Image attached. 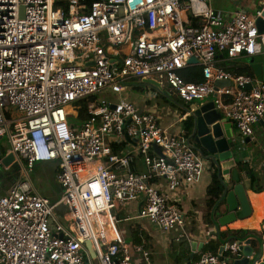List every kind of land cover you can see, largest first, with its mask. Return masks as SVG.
Instances as JSON below:
<instances>
[{"label":"built area","instance_id":"1","mask_svg":"<svg viewBox=\"0 0 264 264\" xmlns=\"http://www.w3.org/2000/svg\"><path fill=\"white\" fill-rule=\"evenodd\" d=\"M56 2L0 0V167L12 155L11 163L22 168L0 196V264H151L144 247L121 237L113 210L139 202L136 219L167 233L183 218L172 192L196 183L211 161L153 114L100 95L119 96L143 80L158 82L160 89L142 84L166 101L161 82L186 105L215 95V110L240 140L251 138L264 118V83L220 64L264 54V29L256 25L264 22V0H256L252 14L238 10L229 20L208 0ZM188 67L201 69L200 83L183 79ZM218 81L230 86L215 89ZM88 98L97 106L90 104L76 127L68 108ZM181 119L187 120V109ZM127 140H134L133 152L119 154L115 145ZM135 157L146 173L131 171ZM49 162L57 164L63 191L55 202L30 178L35 164ZM156 179L166 191L153 186ZM59 205L62 219L54 213ZM223 252L204 253L192 264H232L241 243H225Z\"/></svg>","mask_w":264,"mask_h":264},{"label":"crops","instance_id":"2","mask_svg":"<svg viewBox=\"0 0 264 264\" xmlns=\"http://www.w3.org/2000/svg\"><path fill=\"white\" fill-rule=\"evenodd\" d=\"M208 3L212 7V9L217 12L219 17H221L223 20H229L238 10H242L247 14H252L255 9L256 0H208ZM247 61V58H243L239 61L234 62H221L220 66L227 72H230L229 70H233L234 68L246 69ZM145 89L146 88L144 87V85H142L141 88H138L136 85H134L132 87L129 86L125 88L123 92L119 94V96H113L112 94L107 92H104L102 94L106 96L104 100L107 101H111L108 99L110 96H113L115 99H125L133 104L142 113L155 115V112L158 109L164 111L165 109L163 107H160L159 103L156 101V99L158 98L162 99L164 102H168L163 98L155 95L145 98L129 93L130 90L141 93ZM212 100L208 102H213ZM208 102L201 101L199 103H192V105L190 106L187 105V118L194 104L204 105ZM179 112H181L179 117H175L174 115L170 116L162 114L163 116L161 115V117L158 118L160 126L164 128L169 134L175 136H181L182 122H184L181 119L184 109ZM231 131L233 134L238 135L234 125H232ZM244 139L245 138H243L242 140ZM134 145V140H127L125 142H118L115 145V148L117 149L119 154H126L128 152H133ZM234 162H240L243 165H246L247 169L254 174V177L256 179V186L261 187L263 190V192L261 193H253L252 191H250L248 188L249 181L246 175L239 173L241 183L245 188L249 204L252 208L250 218L244 221H237L225 228L217 226V222L214 221L215 211L216 214H219L217 218H219V216L227 214V212L225 209V204L220 205L219 209L217 210L216 208L206 207V189L211 181V174L209 171L211 164L209 163L207 169H205L202 176L196 183L190 186H181L171 194V197L178 204L183 216L182 222L179 226H177V228L167 233H162L147 220L136 219V216L138 214L139 202H131L124 207L122 206L118 209H115V212H117V214L119 215H117L118 217L114 216V218L116 219L115 227L117 231L128 244H133L128 240L130 229L135 225L140 227L142 229V233L144 234L143 237H145L147 240V247L138 244L134 245L142 246L149 252L151 264H192L196 262L202 254L207 252L216 253L223 256V245L225 243H219L217 238V232L219 230L217 227H219L220 230H225L226 228H228L232 231H243L244 235H248L249 233L254 232L256 235L253 234L255 236L251 235L250 238H258L260 241V246L264 245V118L253 126V135L251 139L242 144V148L234 157ZM3 167L21 168L19 164L12 163ZM36 168L49 169L45 177V179L48 180L47 183L40 184V182L37 181V183L34 184L36 185L38 191L44 197L48 198L51 202H55L63 194L62 189L55 180V173L57 168L55 162L39 163ZM131 171L137 174L146 173V168L140 157H135L133 159V162L131 164ZM33 172L34 171H32L31 173ZM116 172L120 175L124 174L123 170H117ZM223 181L227 183L228 188L233 185L230 182V176L228 175L223 176ZM14 182L16 181H13L12 184ZM152 184L158 190H161L163 192L166 191L165 183L162 179H156L152 182ZM7 191L8 189L2 191L0 193V196L4 195ZM205 216L206 218L208 216L211 219V222L214 223L209 224L208 218L205 219ZM118 223H127L128 226L126 227V229L121 227L118 228ZM193 243L196 244L194 251H192ZM221 247L222 251L219 252V249ZM263 252V249L262 253L258 252L260 254L258 264L262 260ZM191 255L193 256L192 258ZM249 257L251 260L254 255L244 256L243 252L241 251L239 256H234L232 258V264H238Z\"/></svg>","mask_w":264,"mask_h":264},{"label":"water","instance_id":"3","mask_svg":"<svg viewBox=\"0 0 264 264\" xmlns=\"http://www.w3.org/2000/svg\"><path fill=\"white\" fill-rule=\"evenodd\" d=\"M256 25L258 31L262 32L264 29V22L262 20H257ZM189 63L197 65V60L191 58ZM247 68L253 78L264 83V54L248 58ZM142 83L160 89V84L158 82L143 80ZM229 86V81H218L215 84V89ZM245 89L248 90L249 86H246ZM215 97L216 96L213 95V98ZM188 117L191 121V133L187 137L190 144L194 146V149L200 152L203 157L219 168L222 177L227 175L230 176V182L233 184L228 188L227 183L223 181L225 191L224 204L227 214L219 216L217 219V226L225 228L237 221H244L250 218L252 208L249 204L245 188L241 183L239 172L235 168L236 163L234 162V157L242 148V144L249 141L251 138L240 140L238 135L233 134L231 131L232 124L227 123V121L222 118L221 114L215 110L213 102H208L204 105L194 104ZM153 148L155 152L158 154L160 153L157 147ZM12 160V155L6 156L2 160L3 166L9 165ZM54 213L62 219L65 213L64 206H56ZM218 215L219 214H215L216 217ZM195 246L196 244L193 243L192 251H194ZM85 248L90 258H94L95 253L91 248L90 242H85ZM221 251L222 247L219 249V252ZM241 251L244 256L254 255V257H252L251 260L250 257L246 258L238 264H258L260 259L259 253H262V246H260L259 239L253 238L244 241L241 246ZM192 257L191 255V258ZM259 264H264V252Z\"/></svg>","mask_w":264,"mask_h":264},{"label":"trees","instance_id":"4","mask_svg":"<svg viewBox=\"0 0 264 264\" xmlns=\"http://www.w3.org/2000/svg\"><path fill=\"white\" fill-rule=\"evenodd\" d=\"M57 4H62V2H56ZM234 68V67H233ZM232 72L233 75H245L252 77L250 71L248 68H234L233 70H229ZM181 76L186 82L189 83H200L202 81L201 76V69L199 67H188L181 72ZM138 83V82H136ZM142 83L136 84L138 88L142 87ZM167 93H170L169 90H166ZM92 104L93 107L97 106V102L95 98H88L83 101H78L73 104V108L76 110V116L80 119V121L86 119L87 117V111L88 106ZM72 125V124H71ZM191 133V121L189 117L186 121L182 122V133L181 135L184 137H188ZM236 169L239 173L245 174L249 183L248 188L253 193H261L263 192L261 187L256 186V179L254 177V174L247 169L246 165H243L240 162H237L235 165ZM210 174H211V181L206 189V200L205 204L207 208H216L219 209L220 205H224V197H225V191L223 186V177L220 175L219 168H217L214 164L211 163L210 165ZM216 214V211H215ZM113 215L118 217L119 215L115 210L113 211ZM118 215V216H117ZM209 224L214 223L211 222V219L207 216ZM205 216V219H207ZM213 218V216H212ZM214 221L217 222V217H214ZM217 232V238L219 243H232V242H244L250 238L251 235L255 234L254 232L249 233L248 235H244L243 231H231L230 229L226 228L225 230H220L219 227ZM142 229L138 227L137 225L131 227L129 232V238L128 240L131 241L133 244L138 245H144L146 246V238L143 237L144 234L141 231ZM255 236V235H253ZM215 251V250H213Z\"/></svg>","mask_w":264,"mask_h":264},{"label":"rangeland","instance_id":"5","mask_svg":"<svg viewBox=\"0 0 264 264\" xmlns=\"http://www.w3.org/2000/svg\"><path fill=\"white\" fill-rule=\"evenodd\" d=\"M55 1H57V2H63L64 0H55ZM182 18L183 19L185 18V14H182ZM161 85H162V91H163L162 94L163 95L168 94L169 101L168 102H164L162 99H158V98L156 99L154 97L156 99V101L159 103V106L160 107H163L165 109L164 111H161V110L158 109L155 112L154 117L156 118V120L158 122V125H160L158 118H160L162 114H164V115H170V116H173L174 115L175 117H179L180 116V113H181L179 111H181L182 109H186L187 108V105L190 106V105H192V103H199L201 101L208 102V101H211L213 99L212 96H209V97H207V98H205V99H203L201 101H193L192 103L186 105V104H184L179 99V97L172 90H170L165 85L164 82H161ZM166 90H169L170 93H167ZM129 93L130 94H133L135 96H142V97L147 98V97H151L154 92H150L149 93L148 90L145 89L141 93L135 92L133 90H130ZM104 98H106V96L104 94H101L100 95V99H104ZM108 99L111 100V101H114L115 100V98L113 96L112 97L110 96ZM155 99H152V100H155ZM174 103L176 104V106H175ZM73 107L74 106H70L68 108L72 112L71 114H69L68 120L70 121V123H73L76 127H79L81 125V121L76 116V113H75L76 110ZM2 143L6 146V138L5 137L2 139ZM37 165L38 164H35L34 165V167H33V171L34 172L33 173H30V178L33 181V183H37V181H38V182H40V184H46L48 180H46L45 177H46V174H47V172H48L49 169L48 168H36ZM21 173H22V168H16V167L4 168V167H0V193L2 191H4V190L9 189V187L12 184V182L13 181H17L19 179V176L21 175ZM35 187H36V185H35ZM68 226H71V222L70 221L68 222ZM127 226H128L127 223H118L117 224V227L118 228L121 227V228L126 229ZM93 264H99V263H98L97 260H94L93 261Z\"/></svg>","mask_w":264,"mask_h":264},{"label":"clouds","instance_id":"6","mask_svg":"<svg viewBox=\"0 0 264 264\" xmlns=\"http://www.w3.org/2000/svg\"><path fill=\"white\" fill-rule=\"evenodd\" d=\"M56 170H57V168H56ZM239 243H241V246H242L243 242H239Z\"/></svg>","mask_w":264,"mask_h":264},{"label":"bare ground","instance_id":"7","mask_svg":"<svg viewBox=\"0 0 264 264\" xmlns=\"http://www.w3.org/2000/svg\"><path fill=\"white\" fill-rule=\"evenodd\" d=\"M247 224V223H246ZM251 227H253V226H251Z\"/></svg>","mask_w":264,"mask_h":264}]
</instances>
